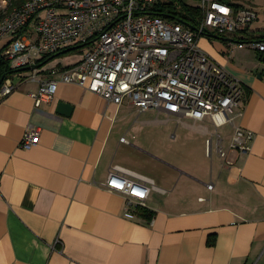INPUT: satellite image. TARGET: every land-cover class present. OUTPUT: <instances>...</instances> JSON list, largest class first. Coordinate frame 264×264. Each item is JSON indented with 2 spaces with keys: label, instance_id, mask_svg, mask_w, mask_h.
<instances>
[{
  "label": "crops",
  "instance_id": "obj_1",
  "mask_svg": "<svg viewBox=\"0 0 264 264\" xmlns=\"http://www.w3.org/2000/svg\"><path fill=\"white\" fill-rule=\"evenodd\" d=\"M229 1L257 13L248 34L259 39L264 0ZM1 41L4 56L10 39ZM236 43L211 34L198 45L242 85L235 125L254 133L248 154L229 151L232 126L139 113L128 101L117 106L75 84L59 83L53 99L36 106L29 91L79 62L76 48L49 68L52 57L14 73L20 86L0 101V264H264V52ZM134 113L147 116L139 127L127 124ZM151 116H164L170 143L196 139L200 163L177 162L158 147L145 131L160 121ZM34 129L38 144L22 149ZM216 133L230 164L216 152ZM115 166L165 192H150L126 218L125 198L103 187Z\"/></svg>",
  "mask_w": 264,
  "mask_h": 264
},
{
  "label": "built area",
  "instance_id": "obj_2",
  "mask_svg": "<svg viewBox=\"0 0 264 264\" xmlns=\"http://www.w3.org/2000/svg\"><path fill=\"white\" fill-rule=\"evenodd\" d=\"M179 2L183 0H1L0 41L10 39L4 57L12 69L22 70L69 48L83 50L79 62L55 70L57 80H42L37 91H29L36 106L51 101L59 83L75 84L117 106L128 101L139 113L154 110L178 122L208 118L215 129L232 126L229 151L248 154L254 133L235 125L243 115L242 85L198 42L211 34L239 36L257 13L237 9L229 0H198L201 16L194 27L154 14L161 5ZM236 44L264 52V42ZM19 86L6 78L0 101ZM39 135L37 129L27 131L20 147L36 146ZM208 146L211 149L212 141ZM215 149L230 164L217 133ZM103 187L125 198L128 219L133 208L145 206L150 192H165L148 178L117 166L110 168Z\"/></svg>",
  "mask_w": 264,
  "mask_h": 264
},
{
  "label": "rangeland",
  "instance_id": "obj_3",
  "mask_svg": "<svg viewBox=\"0 0 264 264\" xmlns=\"http://www.w3.org/2000/svg\"><path fill=\"white\" fill-rule=\"evenodd\" d=\"M236 2L240 3L243 2V0H236ZM182 5H186V7L199 9L198 0H183ZM6 44V41H0V47L4 46ZM83 50H76L71 53L73 55L74 60L80 59L81 54ZM61 57L54 58L48 63H46L43 67L49 68L48 64L53 63L55 61H59ZM66 66V64H65ZM63 67V66H62ZM147 116L141 115L138 116L137 113H134L129 118L128 126L132 127L133 125L141 126L143 124V121H146ZM150 119L154 120H160L158 121L157 125L155 127H151L150 129H146L151 131V137L155 141L158 147L160 148H166L170 151V154L175 156V160L177 162H181L183 164L190 165L191 164H199L201 159L203 158L202 150L199 149V145L197 142H195L194 138H191V141L183 142L181 140H177L175 143H170L168 138L164 135L163 131L165 130V124L161 122L162 119H164V116H151ZM175 123L171 122L169 123V126L174 127Z\"/></svg>",
  "mask_w": 264,
  "mask_h": 264
},
{
  "label": "trees",
  "instance_id": "obj_4",
  "mask_svg": "<svg viewBox=\"0 0 264 264\" xmlns=\"http://www.w3.org/2000/svg\"><path fill=\"white\" fill-rule=\"evenodd\" d=\"M154 14L157 16H161L168 20H173V21L183 23L190 27H194L195 23L201 16L200 11L198 9H194V8L192 9L190 7H186L182 5V2H179L176 4H170V5H167V4L161 5L160 8L157 9ZM248 31L249 30H246L240 35L246 36L245 38L247 39H252V42L253 41L264 42V34H262L259 37V39L254 38V37L251 38L248 34ZM216 37L224 39L226 36L217 35ZM234 41L244 42L245 39L242 40V38H239V36H235ZM47 59L48 58L45 57L42 60V63L44 64ZM18 71L19 70H15L10 67V63L3 56V50L0 49V81L2 80L3 82L6 78L11 77L14 73Z\"/></svg>",
  "mask_w": 264,
  "mask_h": 264
},
{
  "label": "water",
  "instance_id": "obj_5",
  "mask_svg": "<svg viewBox=\"0 0 264 264\" xmlns=\"http://www.w3.org/2000/svg\"><path fill=\"white\" fill-rule=\"evenodd\" d=\"M227 41H232V40H229V39H226ZM74 49V48H73ZM77 49V48H76ZM58 55V54H57ZM57 55H55V56H52V58H50V60L51 59H54V57H56ZM264 60V59H263ZM1 83H2V80L0 81V85H1Z\"/></svg>",
  "mask_w": 264,
  "mask_h": 264
}]
</instances>
